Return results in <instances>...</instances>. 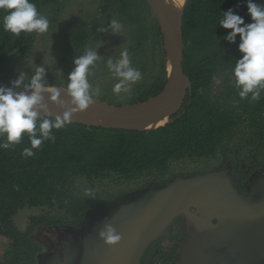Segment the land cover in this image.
<instances>
[{
	"label": "trees",
	"instance_id": "trees-1",
	"mask_svg": "<svg viewBox=\"0 0 264 264\" xmlns=\"http://www.w3.org/2000/svg\"><path fill=\"white\" fill-rule=\"evenodd\" d=\"M64 1L31 0L39 12L52 6L57 13ZM104 2L102 15L107 16L114 10L122 18V25L134 26L132 52L141 55L148 37L152 39L151 57L143 61L141 56V59L136 56L131 62L142 73L148 71V64L156 72L136 85L127 101L147 102L163 90L168 79L158 22L151 28L145 25L142 11L147 14L151 11L147 0ZM255 2L258 4V0ZM237 4L241 7L236 8ZM229 8L242 15L246 23L251 22L246 0H186L183 67L191 80V89L171 121L143 131L72 123L64 129L53 130L56 142H45L34 157L21 155L23 148L31 146L26 135L14 149H0V236L14 239L6 253L7 264H26L27 234L15 227L13 219L23 209L45 208L31 219L59 225L80 224L90 210L140 192L150 184L162 186L178 177L214 171L227 172L239 192H250L254 175L264 171V93L256 102L238 95L232 70L242 55L238 50L240 37H236V43L227 41L225 36L231 30L219 26L223 11ZM3 15L0 12V81L9 62L26 56L37 36V33L22 32L16 37L6 32ZM51 20L56 21L57 15ZM87 24L84 20L75 29L73 41L77 49L90 36L84 30ZM157 49L161 51L160 58ZM35 69L27 73L34 75ZM48 72L45 76L48 86H67L48 78ZM30 79L25 76L24 83H30ZM110 178L122 185L120 191L95 199L78 193L79 181L83 179ZM177 242L172 247L174 251L180 247Z\"/></svg>",
	"mask_w": 264,
	"mask_h": 264
},
{
	"label": "water",
	"instance_id": "water-1",
	"mask_svg": "<svg viewBox=\"0 0 264 264\" xmlns=\"http://www.w3.org/2000/svg\"><path fill=\"white\" fill-rule=\"evenodd\" d=\"M147 2L172 66L163 90L147 102L133 104L117 105L97 97L88 110L73 116L72 123L143 131L159 127L160 120L170 119L182 108L191 89L183 67V10L173 20L163 0ZM49 95L44 93V102L54 118L64 109L50 101ZM61 99L68 101L69 97L62 92ZM249 193L251 202L250 196L234 187L229 174L221 171L175 178L158 189L150 184L129 204L104 214L122 240L114 246L101 240L83 264H140L146 248L181 215L195 225L196 233L184 237L179 264H264V171L254 175ZM116 221L121 223L116 225Z\"/></svg>",
	"mask_w": 264,
	"mask_h": 264
},
{
	"label": "clouds",
	"instance_id": "clouds-1",
	"mask_svg": "<svg viewBox=\"0 0 264 264\" xmlns=\"http://www.w3.org/2000/svg\"><path fill=\"white\" fill-rule=\"evenodd\" d=\"M163 2L172 6L171 0ZM246 6L251 17L250 23H246L245 18L233 8H229L223 11L219 26L231 30L225 36L227 41L236 43V37H240L238 50L242 55L232 70L235 85L241 99L256 102L264 93V7L255 0H246ZM239 7L241 5L237 4L236 8ZM0 12L4 13L3 29L16 37L22 32L43 34L50 26L48 18L40 14L31 0H0ZM123 27L118 20L111 19L107 27L101 26L97 31L121 35ZM101 60L98 49H87L83 55L75 56V67L67 76L65 88L48 86L45 81L46 70L42 66L35 69L30 83H24L25 74L21 72L17 79L10 81L11 87L0 85V149H14L26 135L31 146L23 148L21 155L27 158L34 157L36 150L45 142L55 143L53 130H61L72 124L73 116L88 110L100 96V88H92L89 76ZM106 66L118 78L112 92L120 98L131 94L132 85L143 79L142 72L132 66L127 49L120 53L119 58L107 59ZM62 92L67 94L68 101L61 99ZM44 93H49L48 99L64 109L61 114L52 117L51 109L44 102ZM85 195L95 199L91 189L86 190ZM98 235L110 246L122 240V235L110 223L104 224Z\"/></svg>",
	"mask_w": 264,
	"mask_h": 264
},
{
	"label": "rangeland",
	"instance_id": "rangeland-1",
	"mask_svg": "<svg viewBox=\"0 0 264 264\" xmlns=\"http://www.w3.org/2000/svg\"><path fill=\"white\" fill-rule=\"evenodd\" d=\"M139 2H141V0H139ZM104 5V0H65L64 5L58 11V13L52 6L43 9L40 14L46 16L50 22L48 31L43 34H37L33 47L26 56L9 62V64L6 66L7 69L5 68L6 70H4L3 72L2 80L0 81L1 85L10 87V81L17 79L21 72H23L25 76L31 78L33 74H28L27 71L32 72L38 66H42L49 71L48 73L50 74V76L48 78H51L55 82L67 85V76L75 67V65L73 64V58L75 56L83 55L87 49H98L99 54L102 56V60L101 62L97 63V66L94 69H92L93 74L89 76V82L92 85V88H100L101 94L98 98L106 99L107 101L113 103L126 104L130 97V94L125 96L124 98H120L112 92V88L118 82V78H116L108 70L106 61L109 58H112L113 60L119 58L120 53L125 49L128 50L131 61L134 62L136 59H139L140 56L143 58V61H146V59L151 57L152 54V39L150 36L148 37L144 45V51L140 55L139 52H132L130 48L132 47L133 41V25L129 23L123 25L124 27L121 35H113L110 32H98L97 29L101 26L107 27L110 24L111 19H116L119 22H122V18H118V15H116L114 10H111V12L107 14V16L102 15ZM258 5L264 7V0H258ZM142 13L145 15L144 23L148 28H151L153 25H155V22H157V20L152 10L148 13L149 15L147 14V11H142ZM54 14L57 15L56 21L51 20ZM84 20H86L88 23V28L84 30L88 31L90 33V36L77 49L73 41V38L75 36L74 32L75 29L77 30L80 27V23ZM92 25L95 26L94 29H92ZM20 35H22V33ZM159 49L161 50V48ZM159 49H157V52L160 58L162 55ZM136 56H138V58H136ZM169 63L170 61L167 60V68ZM148 67V71L142 73L143 79L138 83L132 85V90L136 85L149 79L155 74L156 70L152 68L153 66L151 64H148ZM58 88L65 87L63 86ZM169 121H171V118L168 120V122ZM117 182V180H113L112 178L103 181H88L83 179L79 181L78 193L80 195L87 196L85 195L86 190L91 189L95 193V197H104L107 194L115 193L122 189V185H117ZM160 187L161 186L155 185V189H158ZM142 191L133 192L118 197L114 201L107 203L105 206L92 209L88 212L82 226L87 227L86 231L95 229L96 235L95 237L93 235V237L95 238L96 246L102 239H100L98 233L96 232V225L98 222L94 219H109L104 215L109 209H111L112 207H123L129 204V202H132L134 196L141 194ZM243 193L244 196L251 195L249 192ZM249 201L251 202V200ZM44 210L45 208L23 209L19 213H17L13 217V219L17 223L18 227H23L25 223H27V219H31L32 216H38L39 214L44 212ZM103 225L104 224H102V226ZM79 233L80 236H84L85 232L83 229H81ZM171 235L172 232L168 233V235L166 236L165 245H168L169 242V244H171ZM95 245L93 247H95ZM6 247V244H2V248L6 249ZM161 247L163 246L161 245ZM160 258H162V256H160ZM0 264H3V257L1 256Z\"/></svg>",
	"mask_w": 264,
	"mask_h": 264
},
{
	"label": "flooded vegetation",
	"instance_id": "flooded-vegetation-1",
	"mask_svg": "<svg viewBox=\"0 0 264 264\" xmlns=\"http://www.w3.org/2000/svg\"><path fill=\"white\" fill-rule=\"evenodd\" d=\"M240 193L244 194L243 192ZM251 199L252 195H250ZM84 220L80 224L70 222L59 225L51 221L48 223L44 219H27V223L23 227H18L14 221L15 227L27 234L25 237V240H27L25 242L27 246L26 264H83L91 252L96 249L95 227L92 228L94 230L86 231L87 227L82 226ZM94 220L98 222L96 225L97 233L104 227L102 224L109 223L105 219ZM119 223L121 222L116 221V225ZM81 229L85 232L84 236L79 235ZM170 232H172L170 236L172 238L171 244L169 242L168 245H165L166 236ZM195 233V225L187 222L183 215L179 216L158 241L151 243L146 248L141 256L140 264H179V252L184 237L187 234L193 235ZM174 240H178L177 244L180 245L175 251L172 248L175 245ZM13 241L12 237L0 236V256L3 257V264H7L5 260L6 253L13 245ZM2 244L7 245L6 249L2 248ZM94 245L95 247H93Z\"/></svg>",
	"mask_w": 264,
	"mask_h": 264
},
{
	"label": "bare ground",
	"instance_id": "bare-ground-1",
	"mask_svg": "<svg viewBox=\"0 0 264 264\" xmlns=\"http://www.w3.org/2000/svg\"><path fill=\"white\" fill-rule=\"evenodd\" d=\"M185 1L186 0H171L172 6L166 5V12H167L169 18H171L173 20H176V19L178 20L179 19L180 15H181V12L183 10ZM168 68H169L170 71L172 70V66H171L170 63L168 64ZM20 90H23V89H20ZM150 102H152V100H150L149 103ZM168 120H169L168 118L160 120L156 124V126H161L165 122H167Z\"/></svg>",
	"mask_w": 264,
	"mask_h": 264
}]
</instances>
